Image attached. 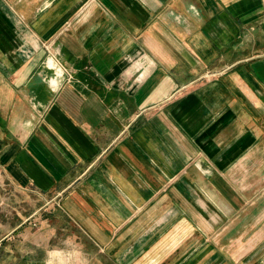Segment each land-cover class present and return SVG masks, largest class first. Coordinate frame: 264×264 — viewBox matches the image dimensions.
Instances as JSON below:
<instances>
[{
    "label": "crops",
    "instance_id": "crops-1",
    "mask_svg": "<svg viewBox=\"0 0 264 264\" xmlns=\"http://www.w3.org/2000/svg\"><path fill=\"white\" fill-rule=\"evenodd\" d=\"M0 264H264V0H0Z\"/></svg>",
    "mask_w": 264,
    "mask_h": 264
},
{
    "label": "rangeland",
    "instance_id": "rangeland-1",
    "mask_svg": "<svg viewBox=\"0 0 264 264\" xmlns=\"http://www.w3.org/2000/svg\"><path fill=\"white\" fill-rule=\"evenodd\" d=\"M51 55V54H50ZM50 59H54L56 61V65H57V72L56 74H53L54 78L55 77H60L61 78V81H70L71 78H72V75L69 74V71L66 67H64L62 65V63L60 61H58L56 58H53V56H50L49 58H46V61H51ZM34 226V228L36 227V224H32Z\"/></svg>",
    "mask_w": 264,
    "mask_h": 264
},
{
    "label": "clouds",
    "instance_id": "clouds-1",
    "mask_svg": "<svg viewBox=\"0 0 264 264\" xmlns=\"http://www.w3.org/2000/svg\"><path fill=\"white\" fill-rule=\"evenodd\" d=\"M49 87L52 88V91H58L59 88L61 87L60 82H58L57 80L53 79L49 82Z\"/></svg>",
    "mask_w": 264,
    "mask_h": 264
}]
</instances>
